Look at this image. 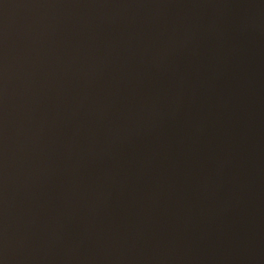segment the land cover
<instances>
[{"label": "water", "instance_id": "obj_1", "mask_svg": "<svg viewBox=\"0 0 264 264\" xmlns=\"http://www.w3.org/2000/svg\"><path fill=\"white\" fill-rule=\"evenodd\" d=\"M0 264H264V0H0Z\"/></svg>", "mask_w": 264, "mask_h": 264}]
</instances>
